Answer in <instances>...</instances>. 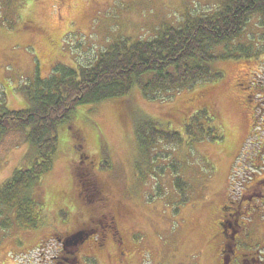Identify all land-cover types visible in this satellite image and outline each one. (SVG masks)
Returning a JSON list of instances; mask_svg holds the SVG:
<instances>
[{"label": "rangeland", "instance_id": "rangeland-1", "mask_svg": "<svg viewBox=\"0 0 264 264\" xmlns=\"http://www.w3.org/2000/svg\"><path fill=\"white\" fill-rule=\"evenodd\" d=\"M221 1L0 0L5 107L27 108L20 86L50 76L54 67L88 65L117 38H153L161 25L179 27L186 15L212 14ZM262 37L259 17L252 15L238 38L246 54L218 60L217 80L198 81L155 100L135 87L128 97L77 106L57 129L51 169L19 195L27 193L40 208L38 226L21 225L0 205V264H39L59 253L57 239L81 220L74 214L79 196L87 197L89 206L98 204L83 174L85 162L93 163L106 194L121 206L117 226L128 251L120 256L109 239L96 259L83 258L96 243L90 240L76 251L79 264H222L219 222L234 203L251 205V164L264 144ZM146 118L177 133V139H160L143 150L135 128ZM28 148L19 130L0 139V188ZM262 211L258 218L264 220ZM247 221L244 251L249 253L264 228L258 225L251 233V215Z\"/></svg>", "mask_w": 264, "mask_h": 264}, {"label": "trees", "instance_id": "trees-1", "mask_svg": "<svg viewBox=\"0 0 264 264\" xmlns=\"http://www.w3.org/2000/svg\"><path fill=\"white\" fill-rule=\"evenodd\" d=\"M219 7L209 15H186L179 27L165 23L150 39L117 38L88 65L54 67L50 76L20 86L29 103L25 109H7L0 96V139L19 130L29 144L21 166L1 185L0 205L21 225L38 226L40 208L27 193L19 195L51 169L57 129L77 106L128 97L135 87L145 99L155 100L159 94L221 78L214 65L246 54L248 48L238 38L252 15L259 17L264 41V0H222ZM135 136L148 151L160 139L171 141L178 134L163 131L157 120L146 118L137 122Z\"/></svg>", "mask_w": 264, "mask_h": 264}, {"label": "flooded vegetation", "instance_id": "flooded-vegetation-1", "mask_svg": "<svg viewBox=\"0 0 264 264\" xmlns=\"http://www.w3.org/2000/svg\"><path fill=\"white\" fill-rule=\"evenodd\" d=\"M75 135L78 137L80 136L77 131ZM257 157L259 158L258 160L256 159ZM263 158L264 144L262 150H258L251 164V185L248 187H251L248 198L251 201V205L242 207L241 202L234 203L232 207H229L232 211L224 215L222 221L219 222L220 235L224 240L223 248H220L222 264H249V261L250 264H264V235H262L259 230L253 245L251 244V251H249V253L244 251L247 245L245 240L248 235L247 230L250 229V222L247 221L248 216L251 215V233L258 225L264 228L262 225L264 224V220L258 218L262 213L260 212L259 215L257 213L260 208L264 210ZM255 160L256 162H254ZM84 164L88 166L87 169H84L83 174L86 176L85 180H88L90 184V196H97L98 198L96 197V201L98 204L89 206L88 199H86L87 197H80L78 194L79 202H77L78 205L74 214L81 220L77 221L76 228L70 232H66L62 238L57 239L61 246L59 253L51 255L48 260L40 258L39 264H69L71 257L73 258V262L70 264H79L80 260L78 259V253L76 251L81 246H85L90 240L96 241V243L91 249L87 250L88 254H84L82 256L83 258L96 259V252L102 251L105 243L109 239L115 242L120 256L128 251L126 247H123V240L117 226V218L121 215L120 204L106 194L102 183L97 180V175L93 169V163L91 162L87 165L85 162ZM258 202H260V204H258ZM80 207H84V210L82 211ZM76 234H81L80 240L76 243H70L69 245L65 244L66 238ZM224 237L226 239H224ZM236 251H238L237 256H235ZM249 255L250 258H248Z\"/></svg>", "mask_w": 264, "mask_h": 264}, {"label": "water", "instance_id": "water-1", "mask_svg": "<svg viewBox=\"0 0 264 264\" xmlns=\"http://www.w3.org/2000/svg\"><path fill=\"white\" fill-rule=\"evenodd\" d=\"M80 236H81V234H76V235L69 237L66 240L65 244L69 245L70 243H74V242L76 243L78 240H80Z\"/></svg>", "mask_w": 264, "mask_h": 264}]
</instances>
